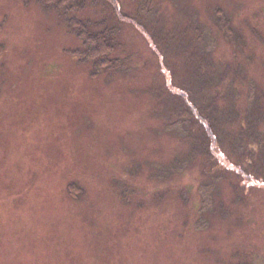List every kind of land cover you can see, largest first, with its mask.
<instances>
[{"label":"rangeland","instance_id":"1","mask_svg":"<svg viewBox=\"0 0 264 264\" xmlns=\"http://www.w3.org/2000/svg\"><path fill=\"white\" fill-rule=\"evenodd\" d=\"M118 1L0 0V264H264V0Z\"/></svg>","mask_w":264,"mask_h":264},{"label":"trees","instance_id":"2","mask_svg":"<svg viewBox=\"0 0 264 264\" xmlns=\"http://www.w3.org/2000/svg\"><path fill=\"white\" fill-rule=\"evenodd\" d=\"M89 0H45V3L51 4L54 8L56 9H61L65 12H77L79 10H82L85 8L87 2ZM107 4L113 14L115 15L116 18L119 20H123L128 22L129 24L135 26L136 28L140 29L142 32L147 33V30L145 29L144 25L137 19V17H131L122 12L120 9L119 1L118 0H100ZM149 0H145L144 2H141L138 6V12L140 15H149L151 12V9L149 8L148 2ZM219 12V10H217ZM216 23L218 27L221 29V31L224 33L225 37H227L228 40H231L235 42L237 40L236 34L232 31V28L230 26L229 20L225 19V17L218 15V21L216 20ZM73 24H77L79 29H77L76 34L79 39H81L83 43V49L82 50H72L70 51L73 55L79 57L82 61H90L94 65V74L101 73L105 70L113 69L114 67L117 66L118 60L114 59L111 54L114 50V48L117 45L116 38H115V28L114 26H105L101 30H96V31H91L87 28V24L83 21H77V20H69V25L72 27L74 26ZM211 44H208L205 49L208 50L210 48ZM202 50V49H201ZM93 73V72H92ZM201 84V83H200ZM199 86H203L199 85ZM251 99V97H250ZM198 106L197 104H195ZM180 109V107H179ZM187 109V108H185ZM183 109V111H187ZM193 110H196V108L193 107ZM177 113L181 112V109H177ZM198 111L196 115L198 117H195L194 119L197 120H203L205 124H207V134L206 132H203L200 134V136L205 139V144L208 143L206 140V137L210 139L214 138L215 142L216 137L214 136L215 133L217 134L218 132L213 129L215 126L214 123V118L212 117L210 112V109L208 106H199ZM200 112H203L201 114ZM205 115V116H203ZM188 130V129H187ZM215 131V133L213 132ZM252 136V135H251ZM254 137V134H253ZM255 145L260 146V142ZM205 146V145H204ZM201 144L199 140L197 139V146L195 147V152H199L204 150V147L201 149ZM199 149V150H196ZM208 150V147L206 151ZM208 154V152H207ZM204 192V189H201ZM202 201H203V209H206L207 207V195L202 194Z\"/></svg>","mask_w":264,"mask_h":264}]
</instances>
